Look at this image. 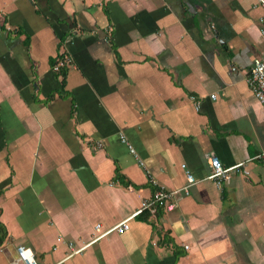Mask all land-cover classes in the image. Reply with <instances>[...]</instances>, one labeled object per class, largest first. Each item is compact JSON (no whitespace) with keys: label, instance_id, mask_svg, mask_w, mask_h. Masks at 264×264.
<instances>
[{"label":"crops","instance_id":"0c3cea01","mask_svg":"<svg viewBox=\"0 0 264 264\" xmlns=\"http://www.w3.org/2000/svg\"><path fill=\"white\" fill-rule=\"evenodd\" d=\"M261 12L256 0H0V264L19 244L38 264H264V160H251L264 105L247 82ZM212 154L243 163L220 186L206 179ZM182 164L196 182L170 210L89 242L151 195L148 175L182 187ZM68 243L85 246L67 256Z\"/></svg>","mask_w":264,"mask_h":264},{"label":"built area","instance_id":"2783aa9c","mask_svg":"<svg viewBox=\"0 0 264 264\" xmlns=\"http://www.w3.org/2000/svg\"><path fill=\"white\" fill-rule=\"evenodd\" d=\"M256 4L262 9L261 15L259 17V35L262 41V47L258 55L252 61V65L249 69V74L247 77V82L249 84L253 96L257 99L259 103L264 105V0H256ZM66 62L67 59L64 56L57 58L55 64L52 67L53 71L58 72L59 68L61 66H65ZM191 99L194 102L195 109H198L199 100H197L193 96L191 97ZM120 140L127 146L129 152L132 153L138 159V163L141 166H144V163L138 158L134 147L126 140V138L121 135ZM100 146V143L96 144V147ZM254 159L264 160V150L260 151L251 158V160ZM208 162L210 166V171L206 176V179L213 180L217 186H220L223 181L229 178L230 173L234 172V170L238 169L243 164L242 162H240L232 166H223L220 163L219 159L213 154L210 155ZM181 167L185 169L186 178V182L182 187H180L179 189H167L163 186L158 185L155 179L148 175V181L153 186H155V189L152 191L151 195L148 198H145L140 201L139 207L134 213L117 222L115 225L106 229H101L99 224L96 225V234L89 242L95 241L100 237L105 236L111 231H115L119 234L125 232L129 228V219L143 210H148L152 213L159 208L170 210L174 206V204L170 202L171 198L178 193H183L184 195L188 194L190 186L196 182V179L193 177V175L186 169V165L182 164ZM68 246L71 248V252L67 256H70L72 253H76L82 250L85 245H82L76 249H72V245L70 243H68ZM12 262L14 264H38L33 251L23 244H19L16 246L15 257ZM61 262L62 260L53 264H61Z\"/></svg>","mask_w":264,"mask_h":264},{"label":"trees","instance_id":"16d2710c","mask_svg":"<svg viewBox=\"0 0 264 264\" xmlns=\"http://www.w3.org/2000/svg\"><path fill=\"white\" fill-rule=\"evenodd\" d=\"M55 60L54 61H52V67H53V65L55 64ZM65 66H61L60 68H59V71L58 72H56V73H58L59 75H64V73H65ZM151 184V183H150ZM152 185V184H151ZM153 186V185H152ZM155 189V186H153V190ZM4 234H5V232L3 231V229H2V227L0 226V243H1V241H2V239H3V236H4ZM178 252H176V251H174V255H175V257H177L178 256Z\"/></svg>","mask_w":264,"mask_h":264}]
</instances>
